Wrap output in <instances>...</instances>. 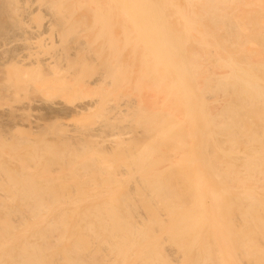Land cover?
<instances>
[{"label": "bare ground", "instance_id": "6f19581e", "mask_svg": "<svg viewBox=\"0 0 264 264\" xmlns=\"http://www.w3.org/2000/svg\"><path fill=\"white\" fill-rule=\"evenodd\" d=\"M0 264H264V0H0Z\"/></svg>", "mask_w": 264, "mask_h": 264}, {"label": "rangeland", "instance_id": "374dc122", "mask_svg": "<svg viewBox=\"0 0 264 264\" xmlns=\"http://www.w3.org/2000/svg\"><path fill=\"white\" fill-rule=\"evenodd\" d=\"M12 44H14V43H12ZM12 46V45H11ZM44 49H46V48H44ZM44 49H42V50H40V51H42L43 53L41 54V57H43V58H47V56H49V53H50V50H48V48H47V50L45 51ZM44 53H46V54H44ZM46 55V56H45ZM83 70V69H82ZM84 72H85V74L84 75H81V77H80V80H82L85 76V78L86 79H83L82 80V82L84 81V80H87L88 78L87 77H89V79L91 80V78L93 77L92 76V72L91 71H88V70H83ZM83 71L81 72V74H83ZM92 73V74H91ZM89 74H91V75H89ZM89 75V76H88ZM90 76H92V77H90ZM83 77V78H82ZM82 78V79H81ZM78 80H79V77L77 78ZM88 79V80H89ZM80 80H79V82H80ZM82 82H80V83H82ZM146 95H147V93H146ZM50 96H51V94H50ZM49 96V97H50ZM58 96V95H57ZM55 97L54 96V99H57V100H59L60 99V96L59 97ZM49 97L47 96V99L49 100ZM52 97H53V94H52ZM69 97H70V95H69ZM59 98V99H58ZM70 99V98H69ZM147 99H148V97H147ZM51 100V99H50ZM148 101V100H147ZM149 102H150V100H149ZM149 102H147V104L148 105H151V103H149ZM67 122H69V123H71V120H69V121H67Z\"/></svg>", "mask_w": 264, "mask_h": 264}]
</instances>
